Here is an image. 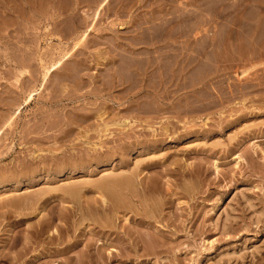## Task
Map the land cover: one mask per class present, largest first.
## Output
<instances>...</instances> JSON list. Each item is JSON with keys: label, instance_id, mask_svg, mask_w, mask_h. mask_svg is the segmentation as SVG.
<instances>
[{"label": "rangeland", "instance_id": "374dc122", "mask_svg": "<svg viewBox=\"0 0 264 264\" xmlns=\"http://www.w3.org/2000/svg\"><path fill=\"white\" fill-rule=\"evenodd\" d=\"M20 1L0 0V264H264V0H199L195 17L187 0H109L98 16L85 0ZM99 110L123 115L105 114L104 133L83 116ZM123 133L164 140L125 157L157 161L140 175L157 212L72 227L76 205L48 192L123 173L104 163L87 179L82 162L90 148L93 163L113 157ZM76 160L83 170L55 173ZM17 197L35 209L2 208Z\"/></svg>", "mask_w": 264, "mask_h": 264}, {"label": "bare ground", "instance_id": "6f19581e", "mask_svg": "<svg viewBox=\"0 0 264 264\" xmlns=\"http://www.w3.org/2000/svg\"><path fill=\"white\" fill-rule=\"evenodd\" d=\"M22 1V0H21ZM20 1V2H21ZM38 1V0H37ZM77 1H79V0H77ZM81 1V0H80ZM85 1H87V2H89V3H94V6H90V8L89 9H92L93 10V16H98V15H100L101 13H106V12H108L110 9H109V0H85ZM141 1H143V0H140V2ZM170 1V0H169ZM188 2H187V5H189V7H190V9L188 8V10L185 12L186 13V15H193L194 17L195 16H198V13L196 12V10H203V9H201V3L199 2V0H187ZM201 1V0H200ZM76 2V1H75ZM146 2V1H145ZM159 2V1H158ZM30 3H33V2H31V1H29V0H24V3L23 4H25V5H27L28 6V8H31V6L33 7V4L31 5ZM169 3V2H168ZM179 3V2H178ZM200 3V4H199ZM204 3V2H203ZM22 4V5H23ZM87 4V3H86ZM164 4H166V3H164ZM79 5V4H78ZM155 5V4H154ZM159 5V4H158ZM8 6V5H7ZM76 6H77V4H76ZM156 6V5H155ZM204 6V5H203ZM202 6V7H203ZM207 7V6H206ZM13 8V7H12ZM11 8V9H12ZM77 8V7H76ZM117 8V7H116ZM194 8V9H193ZM244 8V7H243ZM72 9V8H71ZM88 9V10H89ZM208 9V8H207ZM69 10V9H68ZM118 10V9H117ZM204 10H206L205 8H204ZM211 10V9H210ZM4 11V10H3ZM8 11V10H7ZM31 11V10H30ZM159 11L161 12V11H166L167 13H170V11L169 10H167V9H163V7H160L159 8ZM180 11H182L181 9H180ZM14 12V11H13ZM57 12V11H56ZM71 12V11H70ZM147 12H150V11H147ZM176 12V11H175ZM184 12V11H183ZM196 12V13H195ZM206 12V11H205ZM73 13V12H72ZM209 13H211L210 11L208 12V14ZM61 14V13H60ZM153 14V13H152ZM52 15V14H51ZM146 15V14H145ZM185 15V16H186ZM220 15L222 16V15H225L223 12H220ZM226 15H227V13H226ZM18 16V15H17ZM175 16V15H174ZM200 16H201V14H200ZM212 16V15H211ZM210 16V17H211ZM60 17V16H59ZM162 17V16H161ZM204 17V16H203ZM224 17V16H223ZM227 17V16H226ZM95 18V17H94ZM157 18V17H156ZM187 18H189V17H186V18H183V20L185 19V20H188ZM192 18V17H191ZM208 18V17H207ZM194 19V18H193ZM196 19V18H195ZM202 19V18H201ZM204 19H206V18H204ZM144 20V19H143ZM156 20V19H155ZM162 20V19H161ZM164 21V20H163ZM161 22V24H159V29H157V30H159L158 32L159 33H163V31L165 30V27L163 26V24H164V22ZM168 21V20H167ZM175 21V20H174ZM206 22V21H205ZM234 22V21H233ZM86 23V22H85ZM159 23V22H158ZM166 23V22H165ZM203 23V22H202ZM206 23H208V22H206ZM178 24V23H177ZM198 24V23H197ZM193 25V24H192ZM196 25V24H195ZM199 25V24H198ZM204 25V24H203ZM240 25V24H239ZM247 25V24H246ZM201 27H203L202 25H200ZM256 26V25H255ZM151 28V27H150ZM190 28H192V26L190 27ZM200 28V27H199ZM212 28V27H211ZM164 29V30H163ZM168 29H170V28H168ZM172 29V28H171ZM202 29V28H201ZM157 30H156V32H157ZM194 30V29H193ZM260 30V29H259ZM139 31V30H138ZM206 31V30H205ZM153 32V31H152ZM155 32V31H154ZM211 32V31H210ZM169 33V32H168ZM155 34V33H154ZM157 34V33H156ZM238 34V33H237ZM141 35V34H140ZM195 35V34H194ZM258 35V34H257ZM161 36V35H160ZM167 36V35H166ZM154 37V36H153ZM170 39V37L168 36V37H166V39ZM171 38H172V36H171ZM162 39V38H161ZM174 39V38H173ZM159 40V39H158ZM163 41L162 42H164L165 40L164 39H162ZM140 42V41H139ZM222 42V41H221ZM156 43V42H155ZM141 44V43H140ZM151 44V43H150ZM170 44V43H169ZM131 45V44H130ZM192 45V44H191ZM161 47V46H160ZM164 47V46H163ZM166 48V47H165ZM158 49V48H157ZM163 49V48H162ZM152 50V49H151ZM159 50H161V49H159ZM158 51V50H157ZM160 53V52H159ZM165 55V54H164ZM12 58V57H11ZM160 58V57H159ZM158 59V58H157ZM158 63V62H157ZM177 63V62H176ZM53 66V65H52ZM55 66V65H54ZM158 68V67H157ZM162 68V67H161ZM163 69V68H162ZM13 74V73H12ZM159 75V74H158ZM159 81V80H158ZM163 82V81H162ZM142 83V82H141ZM159 83H161V82H159ZM140 85H142V84H140ZM156 86V85H155ZM142 89V88H141ZM167 91V90H166ZM157 95H159V94H157ZM100 111L101 110H99V113H96V111H95V113L94 114H91L90 113V115L89 114H86V115H83L85 118H87V119H89L90 118V120L92 119V117H91V115L92 116H94L93 118L94 119H96V120H102V124L98 121V124L100 123L101 125H103V127H102V129H98V131H100V130H102V131H104V133L107 131L108 132V130L110 129V123H111V120L113 119V118H117L118 119V117H117V115L118 114H121V113H117L115 116L114 115H112L113 117H111L110 115L108 116V114L109 113H105V111H102V112H104V113H100ZM125 111V110H124ZM127 111V110H126ZM131 111V110H130ZM160 111V110H159ZM97 112H98V110H97ZM127 113H128V115L130 116V114H129V112L127 111ZM158 113V112H157ZM163 113V112H162ZM105 114H107V117H111L112 119L110 120L109 118L107 119L104 115ZM115 114V113H114ZM166 114V113H165ZM123 115V114H122ZM122 115H118L119 117L120 116H122ZM125 115H126V113H125ZM187 115V114H186ZM76 116V115H75ZM79 116V115H78ZM104 116V117H103ZM128 116V117H129ZM80 117H82L81 115H80ZM127 117V118H128ZM123 118H125V117H123ZM122 118V119H123ZM131 118V117H130ZM69 119V118H68ZM105 119H107V121L105 122ZM138 119V118H137ZM86 120V119H85ZM108 120H110L109 122H108ZM114 120V119H113ZM112 120V121H113ZM119 120H120V118H119ZM79 121V120H78ZM85 122H88V121H85ZM125 122V121H124ZM74 123V122H73ZM72 123V124H73ZM111 124H113V123H111ZM117 124H119V126L121 125V122H119V123H117ZM100 125V126H101ZM126 125V124H125ZM108 126H110L109 127V129L107 128ZM113 126V125H112ZM115 126V125H114ZM91 127V126H90ZM117 127V126H116ZM164 127V126H163ZM174 127V126H173ZM216 127V126H215ZM124 128H126V126L124 127ZM124 128H122V129H120V131L121 130H123ZM150 128V127H149ZM85 129V128H84ZM140 130V129H139ZM169 130V129H168ZM168 130H167V128H164V132H163V134L165 135V136H168ZM84 131V130H83ZM90 131V130H89ZM163 131V130H162ZM87 132V131H86ZM112 131H110L109 133H111ZM154 132H156V130L154 129V130H152V134H151V136L154 138V136H156L155 134H154ZM203 132V131H202ZM88 133V132H87ZM100 133H102V132H100ZM104 133H102V134H104ZM142 133V132H141ZM80 134H82V133H80ZM133 134V133H132ZM139 134V133H138ZM160 134V133H159ZM159 134H158V136H159ZM105 135V134H104ZM110 135V134H109ZM130 135V134H129ZM146 135V134H145ZM148 135V134H147ZM161 135V134H160ZM163 135V136H164ZM100 136V135H99ZM111 136V135H110ZM118 136V135H117ZM123 136L124 137H121V136H119V137H121V138H119L118 139V137L117 138H115L114 139V136H112L113 138H112V140L111 141H118L119 143H117V142H114L115 144L117 143V146H116V149L114 150V148H115V146H114V148H113V150L115 151V155H114V153H112L113 154V157H104L103 156V152L101 151V149H100V151L102 152V153H99V151L98 152H94L95 153V155H96V153H98L99 155H98V157L96 156V158L94 159L96 162H94L93 163V161H92V158L94 157V154H93V151H97L96 149H89V150H87V154L88 155H93V156H91L90 155V160H88V161H82V162H84L86 165H84L85 167H84V169L86 168V176H89V177H86L87 179L88 178H90V176H93V169H91L92 167H95V166H98V167H100V165H103L104 163H110V166H112L117 172H118V170H120L121 169V171L123 172V173H121V174H119V175H115V176H112V177H107V178H103V177H101V178H99V179H95V180H88V181H86V182H82V183H79V182H73V183H70V185L68 184H66L65 185V187L64 186H62V187H58L57 189H54V190H51L50 192H48V193H50L49 195L46 193V195H48V199H47V201H49L50 199H54V198H58V196H60V195H62V197H65V199H61V200H66V201H69V202H71V203H73L74 204V206L76 205V208H75V210H73V214H72V216L71 217H73V215H74V219L69 223V222H67V223H69L72 227L73 226H79L80 224H85L86 222H93L94 224L95 223H97L98 224V226H100V227H104V228H109L110 230H112V229H114V228H116V223H115V221H116V218L117 219H119L120 218V214H123L124 216L125 215H127L125 212H127V211H131L132 210V208H135V209H138V210H140V209H142V213L145 215V217L146 218H150V217H152L151 215L153 214V213H156L157 212V208H158V206H157V202L155 201V199H154V197H155V195H156V192L157 193H159L158 192V190L156 191V189H155V187H153V183H154V178H150V177H148L147 179H145V178H141V174H142V172H143V169L146 171V169H148V166H153L154 165V162H157V161H154L155 159H153L152 161H150V163L147 161V158H145L144 159V161H147L146 163L143 161V163L144 164H142L141 163V161L140 162H138L136 165H134V168H132V169H130V167L129 166H131L130 165V160H128L127 158H125V157H127V156H130L131 154H129V155H127L126 156V154H128V153H130L129 151H131V148L133 147V149L135 148V147H138V146H141V147H143V146H146V149H143L144 151H149L150 150V152H152L154 149H155V147L157 146V148H158V146L159 145H162L163 144V142H164V140L163 139H161V138H156L155 137V139H151L150 141H147L146 140V138L145 139H142V141H140L138 138H135L134 137V139H133V142L132 141H127L129 138H131V137H129V136H127V134L126 133H123ZM178 136V135H177ZM86 137V136H85ZM148 137V136H147ZM161 137V136H160ZM150 138V137H149ZM178 138V137H177ZM233 140V139H232ZM87 142V141H86ZM106 143V142H105ZM90 144V143H89ZM93 144V143H92ZM95 146V145H94ZM96 146H98V145H96ZM101 146V145H100ZM88 147V146H87ZM163 147V146H162ZM168 147V146H167ZM93 148V147H92ZM103 148V147H102ZM160 149V148H159ZM159 149H156V150H158L159 151ZM99 150V149H98ZM112 150V149H111ZM110 150V151H111ZM129 150V151H128ZM136 150H138V149H136ZM141 150H142V148H141ZM152 150V151H151ZM162 150V149H161ZM109 151V152H110ZM134 151V150H133ZM143 151V152H144ZM108 152V153H109ZM111 152H113V151H111ZM142 152V153H143ZM147 152H145V154L147 153ZM150 152H148L149 154H150ZM155 152V151H154ZM153 152V153H154ZM168 152V151H167ZM136 153V152H135ZM156 153V152H155ZM173 153V152H172ZM106 154V153H105ZM111 154V153H110ZM112 154H111V156H112ZM141 154V153H140ZM144 154V153H143ZM177 155V154H176ZM78 156V155H77ZM77 156H75V157H77ZM85 156H87V155H85ZM115 156V157H114ZM138 156V155H137ZM146 156V155H145ZM173 156V155H172ZM179 156V155H178ZM162 157V156H161ZM167 157V156H166ZM166 157H165V159H166ZM87 158V157H86ZM89 158H87V159H89ZM137 158V157H136ZM140 158V157H139ZM156 158V157H155ZM151 159V158H150ZM158 159H160L159 157H158ZM163 159H164V157H163ZM170 159H171V157H170ZM172 159H173V157H172ZM171 159V160H172ZM143 160V159H142ZM157 160V159H156ZM167 161L169 160V158L168 159H166ZM64 161V160H63ZM74 161V160H73ZM81 161V160H80ZM165 161V160H164ZM79 161H75L74 163H72V162H67V163H65L64 164V166H60L59 167V170H56V172L55 173H57V174H59L60 176H63V177H65L66 175H69V174H73V172H75L76 171V169L75 168H77V169H80V168H82V167H79L78 165L81 163H78ZM159 162V161H158ZM170 162V161H169ZM135 163V162H134ZM133 163V164H134ZM162 163V162H161ZM158 164V163H157ZM174 165H175V163H173ZM165 165V164H164ZM178 165V164H177ZM57 166V165H56ZM109 166V165H108ZM180 166V165H179ZM144 167V168H143ZM106 168V167H105ZM150 168V167H149ZM49 169V168H48ZM96 170H97V168H95ZM113 169V171L115 172V170ZM216 169V168H215ZM35 170V169H34ZM75 170V171H74ZM82 170H83V168H82ZM100 170V169H99ZM110 170V169H109ZM152 170V169H151ZM156 170V169H155ZM50 171V170H49ZM85 171V170H84ZM95 171V170H94ZM106 171V170H105ZM110 171H112V170H110ZM35 172V171H34ZM38 172V171H37ZM45 172H46V170H45ZM52 172V171H51ZM96 172V171H95ZM99 172V171H98ZM113 173V172H112ZM56 174V175H57ZM71 174V175H72ZM52 175V174H51ZM96 175V174H95ZM30 176V175H29ZM5 177V176H4ZM69 177V176H68ZM76 177V176H75ZM99 177V176H98ZM152 177V176H151ZM7 178V177H6ZM72 178V177H71ZM5 179V178H4ZM66 179V178H65ZM68 179V178H67ZM70 179V178H69ZM152 179H154V180H152ZM64 180V179H63ZM60 181V180H59ZM153 181V182H152ZM7 183V181H5V180H3V178H0V184L1 183ZM12 182H13V180H12ZM31 182V181H30ZM34 182V181H33ZM150 182H152V183H150ZM67 183V182H66ZM65 184V183H64ZM152 184V185H151ZM155 184H156V182H155ZM82 185H84V186H82ZM150 185H151V187H153V189H151V187H150ZM4 186V185H3ZM5 187V186H4ZM155 189V190H154ZM88 191H91V192H93V195H94V197L93 198H91V197H89L90 199H88V195L86 196V193L88 192ZM53 193V194H52ZM32 194V193H31ZM36 194H38V193H36ZM35 194V195H36ZM43 194H45V193H43L42 192V194H40V195H43ZM92 194V193H91ZM30 196H33V195H30ZM1 197V196H0ZM22 197H24V196H22ZM35 197V196H34ZM40 197V196H39ZM46 197V196H45ZM45 197L43 198V200H45L46 201V199H45ZM38 198V197H37ZM159 198V197H158ZM8 199V198H7ZM40 200H41V198H39ZM39 199L37 200V201H39ZM162 199V198H161ZM8 201V200H7ZM21 200L19 199L18 200V197H17V200H15V199H13V200H10L7 204H3V205H5V206H3L2 208H5L6 206L8 207L9 205H11V206H13V208L15 207V209H16V207L18 208V209H21L20 211H22V210H29V213H30V209L32 208V209H35V207L33 208V206H31L32 205V203L33 202H35V199L33 198V197H31V198H28V197H26L25 199H23L21 202H20ZM36 201V202H37ZM45 201H43V203L45 202ZM46 201V202H47ZM45 202V203H46ZM38 204V203H37ZM40 204H41V202H40ZM39 204V205H40ZM69 204V203H68ZM46 206V205H45ZM70 206V205H69ZM6 207V208H7ZM43 207L44 206H42V211H44L43 210ZM65 207V206H64ZM48 208H50V207H48ZM74 208V207H73ZM1 209V208H0ZM36 209H38V207L36 208ZM40 209V208H39ZM2 210V209H1ZM41 210V209H40ZM46 210V209H45ZM65 210V209H64ZM68 210V209H67ZM37 211V210H36ZM55 211V210H54ZM53 211V212H54ZM61 211V210H60ZM141 213V212H140ZM21 214V213H20ZM33 214V213H32ZM48 214V213H47ZM50 214H51V212H50ZM64 215H65V213H63ZM22 215H24V214H22ZM122 215V216H123ZM140 215V214H139ZM144 215H143V217H144ZM26 216H28V214L26 215ZM48 216H49V214H48ZM60 216H61V214H60ZM60 216H57V218H58V220H60ZM138 216V215H137ZM46 217V216H45ZM62 217V216H61ZM63 218H65L66 219V217H63ZM62 218V219H63ZM69 218H70V216H69ZM112 218H114L115 220H112ZM53 220L54 218H53V216L52 217H50V218H47L46 217V221H44L45 222V224H43L42 225V223L40 222L41 220H39L38 221V227H39V230H36V232H37V234L38 235H40V234H42V233H48L49 232V228H51V223H49V221L50 220ZM56 219V218H55ZM126 219H127V217L124 219L125 221H126ZM70 220H71V218H70ZM111 220H112V222H111ZM120 220V219H119ZM121 221V220H120ZM53 223V222H52ZM82 224V225H83ZM33 226V225H32ZM53 226V225H52ZM81 226V225H80ZM91 226V225H90ZM93 226V225H92ZM91 226V227H92ZM96 226V225H95ZM94 226V227H95ZM98 228V227H97ZM79 229V228H78ZM88 229V228H87ZM73 230H75V229H73ZM103 230V229H102ZM55 232V231H54ZM84 232V231H83ZM104 232V231H103ZM41 236V235H40ZM40 238V237H39ZM49 238H50V240H52V238L49 236ZM139 243V242H138ZM90 244H92V243H90ZM90 244H86L85 246L88 248L89 246H90ZM100 248V247H99ZM100 250V249H99ZM100 253H101V250L99 251ZM98 252V253H99ZM82 257V256H81ZM80 260V259H79Z\"/></svg>", "mask_w": 264, "mask_h": 264}]
</instances>
